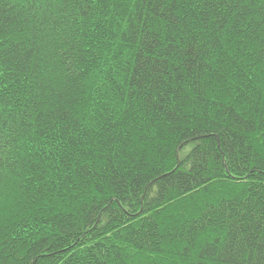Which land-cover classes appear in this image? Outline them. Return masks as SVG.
Masks as SVG:
<instances>
[{"label":"trees","instance_id":"obj_1","mask_svg":"<svg viewBox=\"0 0 264 264\" xmlns=\"http://www.w3.org/2000/svg\"><path fill=\"white\" fill-rule=\"evenodd\" d=\"M0 264H264V0H0Z\"/></svg>","mask_w":264,"mask_h":264},{"label":"snow or ice","instance_id":"obj_2","mask_svg":"<svg viewBox=\"0 0 264 264\" xmlns=\"http://www.w3.org/2000/svg\"><path fill=\"white\" fill-rule=\"evenodd\" d=\"M14 193L3 176H0V214H2L4 207L10 202Z\"/></svg>","mask_w":264,"mask_h":264}]
</instances>
